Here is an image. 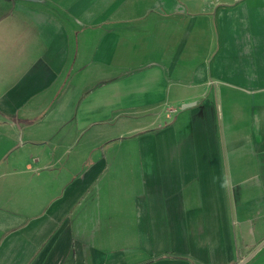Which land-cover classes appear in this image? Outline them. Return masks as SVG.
I'll return each mask as SVG.
<instances>
[{
    "label": "crops",
    "instance_id": "obj_1",
    "mask_svg": "<svg viewBox=\"0 0 264 264\" xmlns=\"http://www.w3.org/2000/svg\"><path fill=\"white\" fill-rule=\"evenodd\" d=\"M263 241L264 0H0V264Z\"/></svg>",
    "mask_w": 264,
    "mask_h": 264
},
{
    "label": "water",
    "instance_id": "obj_2",
    "mask_svg": "<svg viewBox=\"0 0 264 264\" xmlns=\"http://www.w3.org/2000/svg\"><path fill=\"white\" fill-rule=\"evenodd\" d=\"M264 243V241L260 244V245H262ZM258 248L259 247H257L251 254H253L254 252H256L257 250H258ZM250 256V255H249ZM249 256L248 257H246V258H244V259H242L240 262H239V264H244L246 261H247V259L249 258Z\"/></svg>",
    "mask_w": 264,
    "mask_h": 264
}]
</instances>
